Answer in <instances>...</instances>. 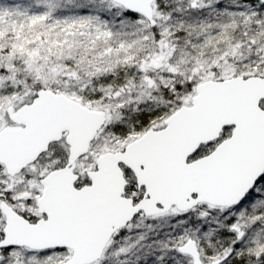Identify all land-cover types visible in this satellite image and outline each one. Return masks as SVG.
I'll return each instance as SVG.
<instances>
[{
    "label": "snow or ice",
    "instance_id": "1",
    "mask_svg": "<svg viewBox=\"0 0 264 264\" xmlns=\"http://www.w3.org/2000/svg\"><path fill=\"white\" fill-rule=\"evenodd\" d=\"M0 264H264V0H0Z\"/></svg>",
    "mask_w": 264,
    "mask_h": 264
}]
</instances>
